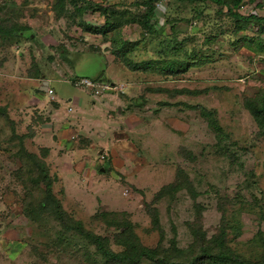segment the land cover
Instances as JSON below:
<instances>
[{"label":"rangeland","instance_id":"rangeland-1","mask_svg":"<svg viewBox=\"0 0 264 264\" xmlns=\"http://www.w3.org/2000/svg\"><path fill=\"white\" fill-rule=\"evenodd\" d=\"M228 9L156 0L150 29L145 0H0V264H150L143 248L161 264L264 262V0L232 9L247 21ZM84 75L114 80L130 119L107 117L110 94L92 105L73 88ZM47 79L57 121L76 122L68 99L74 112L82 98L73 126L101 146L76 137L41 159L32 89ZM95 236L133 246L131 260L107 259Z\"/></svg>","mask_w":264,"mask_h":264},{"label":"crops","instance_id":"crops-1","mask_svg":"<svg viewBox=\"0 0 264 264\" xmlns=\"http://www.w3.org/2000/svg\"><path fill=\"white\" fill-rule=\"evenodd\" d=\"M54 43H55V41H54ZM52 46H55V45H52ZM47 47L50 48L51 46H47ZM94 56L96 57L97 55H94ZM101 60H102V57H101ZM103 62L106 65L107 62H105L104 60H103ZM77 68H78V65H77ZM102 72L103 73L99 74L102 78L109 77V76H107L108 73H107V69L106 68ZM75 76L77 77L78 75H74V77ZM82 77H86V75H84ZM107 79H109V78H107ZM45 82H46V84H45ZM45 82H42L41 86H38V84H35L36 86H38V88H36V90L32 89L33 94L35 96V97L32 96L33 100L36 101L37 107L41 108L42 111L47 110V112H46L47 116L46 117L48 118L47 121H46V126L48 125V127H46V126H45L46 128L44 127L45 128L44 129L45 130V134H43L44 137H46L45 139H46L47 143H43V145H39V146L42 147V149L45 148V149L48 150V152H49L48 156H50L51 154L55 153L56 155L61 154L62 157H64V155H66V154H68V156H69V153L72 154L71 150L74 152V150L76 148L75 147L76 137L79 138V139L84 140V142H86V143H89L90 144V146L88 147L89 150H91V149L94 150L97 147V145L101 146L98 142L94 141V136H84L82 133H80L81 131L80 132L79 131H75L76 130L75 126H73L75 123H78V120L80 118L81 99L82 98H80V97L77 98L78 99L77 100L78 104H77L74 112H73V109L70 107L71 106L70 105L71 97H69V99H68V103H69V107L67 108L68 114H74L72 118L76 119L77 121L76 122L67 121L65 123H61V122L57 121L58 120V114H59V105L61 104V100H59L56 97H54V91H53L52 94H48L47 87L48 88L50 87V84H49L50 80L45 81ZM111 83L112 84H117L112 79H111ZM70 84L73 86V88H75L79 92H81V93L85 94L86 96L92 98V105H95V101H96L95 99L96 98H100L101 97V96H99V97L91 96L90 93L85 88H83L82 86H80V87L74 86L71 83V80H70ZM108 94L111 95V100L109 98L107 104L108 105L112 104V108L108 111L107 117L112 119L115 116V118L118 119L119 124L122 123V125H123L124 121L126 120L125 117H127V116L123 113V108L120 107V104H119L120 103V98L117 95H115L114 93H112V92H106V93H103L102 95L105 96V95H108ZM52 97H53V99H52ZM116 110L118 111L117 113H116ZM127 119H130V117L128 116ZM119 124H118V127L120 128L121 126ZM116 128L117 127H108L107 129L109 131L113 132V134L115 135V136H113L114 137L113 141L117 142L116 136H119L122 132L119 131V130H115ZM102 136L104 137L105 133H103ZM53 147H55V150H57L58 153H56L55 150L54 151L52 150ZM76 149H79V148H76ZM105 153L106 152H104L102 154L101 151H100L98 154H101L100 156H102L103 159H104L103 155ZM112 153L113 154L116 153V150L114 148L112 150ZM104 161L105 160H103V162Z\"/></svg>","mask_w":264,"mask_h":264},{"label":"trees","instance_id":"trees-1","mask_svg":"<svg viewBox=\"0 0 264 264\" xmlns=\"http://www.w3.org/2000/svg\"><path fill=\"white\" fill-rule=\"evenodd\" d=\"M183 1H188V2H196V1H199V0H183ZM211 2H214L215 4H218V5H229V9H228V13L238 19V20H242V21H247L249 19H252L253 16H243V15H240L238 13H234L232 11L235 10V9H238L241 5V3L244 1V0H231L230 1V4H228L225 0H210ZM145 3H146V13H145V20H146V24H147V28H153L152 25L150 24V21L152 18L155 17V9H156V0H145ZM264 21V19H263ZM124 63V65L126 66L127 69H129L130 71H135L136 68L134 65L130 64V62H128L127 60H124L122 61ZM96 79V78H94ZM98 80H103V79H100V78H97ZM258 115V114H257ZM256 121L258 122V125H259V129H260V132L261 134L264 136V112H263V116L261 118H257ZM49 155V152L47 149L43 148L41 150V159H46ZM45 166V163H43V167ZM47 166H45L46 168ZM44 169V173H45V178L48 180V183L46 184V188L48 191H50L51 193V182L53 183L54 180L53 178H49V175H48V170L47 168ZM154 219L157 220L154 216ZM77 225L79 226V228L81 227V224L78 222ZM88 236H91L90 234H87ZM225 235L222 233L221 234V237L223 238ZM220 238V237H219ZM219 238H215L213 240V243L216 247L218 248H221L223 247L224 245V239H219ZM95 241H96V244H97V247L98 249L101 251V253L107 258V259H110V260H113V261H128V260H131V253L133 252L132 251V248L133 246H129L128 247V251H126V253L124 254H115L109 250H107L104 246V244L102 243L101 239L96 237L95 236ZM134 249V248H133ZM140 254L142 255V258L144 260H147L150 264H161V260H162V255L161 253L158 254L157 258L159 257V259H156L155 256H156V252L155 250H146V249H142V253L140 251ZM207 256H209V258L212 260L213 258H216L215 261H218V262H221V261H224V260H227V261H230V262H233V263H236V264H252V263H249V262H244L238 258H232L231 256L229 255H223V254H218L216 255L215 257L214 256H211L209 255L208 253L206 254ZM199 258V257H198ZM198 258L195 259V262L194 263H191V264H197V262L200 260H198ZM198 260V261H197ZM163 263V262H162ZM172 264H175V263H172ZM255 264H264V262L262 263H255Z\"/></svg>","mask_w":264,"mask_h":264},{"label":"built area","instance_id":"built-area-1","mask_svg":"<svg viewBox=\"0 0 264 264\" xmlns=\"http://www.w3.org/2000/svg\"><path fill=\"white\" fill-rule=\"evenodd\" d=\"M74 83L75 86H82L85 88L93 97H99L103 93L112 90L110 83L105 80L83 77L76 80ZM47 92L48 94H52V89H48Z\"/></svg>","mask_w":264,"mask_h":264},{"label":"clouds","instance_id":"clouds-1","mask_svg":"<svg viewBox=\"0 0 264 264\" xmlns=\"http://www.w3.org/2000/svg\"><path fill=\"white\" fill-rule=\"evenodd\" d=\"M80 78H83V77H79V79ZM88 78V77H87ZM92 79H94V78H92ZM97 79V78H96ZM76 80H78V79H73V82H72V84L75 86V81ZM103 80H105V79H103ZM105 81H107V82H109L108 80H105ZM110 83V85L112 86V90H110V91H107V92H112V93H116L117 92V90H118V87L116 86V85H114V84H112L111 82H109ZM47 87V86H46ZM49 88L47 87V90H48Z\"/></svg>","mask_w":264,"mask_h":264},{"label":"water","instance_id":"water-1","mask_svg":"<svg viewBox=\"0 0 264 264\" xmlns=\"http://www.w3.org/2000/svg\"><path fill=\"white\" fill-rule=\"evenodd\" d=\"M45 84H46V82H45Z\"/></svg>","mask_w":264,"mask_h":264}]
</instances>
